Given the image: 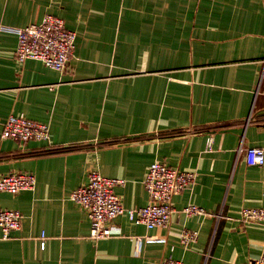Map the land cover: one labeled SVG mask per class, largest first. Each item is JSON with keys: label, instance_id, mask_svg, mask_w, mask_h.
<instances>
[{"label": "crops", "instance_id": "0c3cea01", "mask_svg": "<svg viewBox=\"0 0 264 264\" xmlns=\"http://www.w3.org/2000/svg\"><path fill=\"white\" fill-rule=\"evenodd\" d=\"M49 14L77 35L64 71L15 57L16 29ZM11 115L48 124L49 138H2ZM247 147L264 148V0H0V176L36 179L0 191V209L22 214L10 239L0 229V264L252 263L264 222L240 210L264 208V164L249 166ZM154 161L196 175L170 224L121 215L105 224L119 234L93 239L70 194L97 170L124 181L125 208L145 206ZM185 230L198 233L187 247Z\"/></svg>", "mask_w": 264, "mask_h": 264}, {"label": "built area", "instance_id": "2783aa9c", "mask_svg": "<svg viewBox=\"0 0 264 264\" xmlns=\"http://www.w3.org/2000/svg\"><path fill=\"white\" fill-rule=\"evenodd\" d=\"M17 47L15 57L23 63L28 59L41 61L45 66L64 71L69 57L76 46V32L66 26L63 18L56 15H45L40 23L17 28ZM2 138H10L22 143L30 140H47L49 125L33 121L25 115L9 116L4 122ZM213 137L208 136L206 150L213 149ZM246 162L249 166L264 164L263 147H247L244 149ZM196 175L192 171H182L167 166L164 162L154 161L150 164L146 177L145 188L149 201L145 206L125 208L115 186L124 183L122 179L106 177L97 170L88 172L87 181L70 194V199L79 204L90 219V236L93 239L107 238L120 233L105 226L118 216L125 215L135 224H143L147 228L165 227L171 222L174 212L173 197L192 187ZM36 185L35 176L29 172L18 171L0 176V191L19 194L32 190ZM186 215L205 214L204 208L188 204L183 208ZM243 222H264V208H242ZM22 214L16 209H0V229L2 239H10L11 233L21 226ZM198 236L195 230L181 233V242L187 247ZM160 264H183L177 259H166ZM264 264V255L252 263Z\"/></svg>", "mask_w": 264, "mask_h": 264}]
</instances>
